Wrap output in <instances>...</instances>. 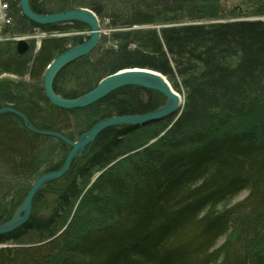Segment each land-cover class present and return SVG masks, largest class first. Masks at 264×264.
Returning a JSON list of instances; mask_svg holds the SVG:
<instances>
[{
    "label": "trees",
    "instance_id": "trees-1",
    "mask_svg": "<svg viewBox=\"0 0 264 264\" xmlns=\"http://www.w3.org/2000/svg\"><path fill=\"white\" fill-rule=\"evenodd\" d=\"M137 1L140 7L124 12L118 8L108 15L115 45L102 50L97 46L65 66L54 89L75 98L120 69L151 68L175 88L176 79H181L186 98L180 116L143 128L120 125L102 131L82 160L74 161L66 175L36 195L33 205L46 188L59 191L55 216L32 214L23 226L0 235V245H7L0 247V264H264V19L200 23L222 16L223 0ZM254 2L256 15L264 16V0ZM30 4L42 14L87 7L104 16L98 0ZM13 6L16 33L35 29L61 33L86 26L79 21L40 25L22 14L20 0ZM69 42L66 36H49L37 52L32 45L25 54H19L14 43H5L13 47L0 50V74L22 79L0 78V108L12 106L33 126L76 139L103 118L147 113L163 103L160 92L128 85L86 108L53 105L45 96L43 77ZM139 132L145 134L138 142L129 137ZM51 142L61 158L47 171L63 165L68 146L27 129L14 113L0 114V163L13 174L38 172L42 149ZM108 165L112 168L99 177L105 185L95 181L87 196L88 201L94 197L96 205L111 198L95 191L104 192L105 187L113 194L109 208L98 212L107 217L92 215L78 238L69 239L68 231L82 217L84 203L90 207L87 212L95 208L84 201L72 228L56 236L81 194V185L73 178L85 179L95 168ZM28 190L23 189L21 200ZM244 190L249 191L244 199L228 204ZM0 214V224L12 216L8 208Z\"/></svg>",
    "mask_w": 264,
    "mask_h": 264
},
{
    "label": "water",
    "instance_id": "water-1",
    "mask_svg": "<svg viewBox=\"0 0 264 264\" xmlns=\"http://www.w3.org/2000/svg\"><path fill=\"white\" fill-rule=\"evenodd\" d=\"M20 8L22 14L27 19L40 25L79 21L87 24L90 28V36L87 40L71 46L58 54L50 62L45 71L43 88L46 98L53 105L68 110L89 107L101 101L112 91L128 85H135L158 91L169 100V103L147 113L114 115L103 118L96 122L90 129L83 132L77 140L70 139L59 131L39 129L33 126L28 117L22 111L14 107L7 106L0 108V114L10 112L21 117L27 129L41 135L61 139L71 147L61 168L48 171L39 176L29 189L25 199L19 205L14 215L8 221L0 224V235L13 232L30 219L33 201L44 185L52 180L63 177L71 169L74 160L82 156L85 148L91 146L102 131L109 127L119 125L143 126L166 118H174L176 120L175 116L181 108L180 96L176 95L172 88L173 86L168 83L169 80L167 81V77L161 72L151 68L133 67L120 69L104 77L97 86L80 97L66 98L58 94L54 89V82L58 73L73 61L90 54L98 46L101 39L99 17L95 11L87 7L73 8L48 14L37 13L32 9L30 0H20ZM259 19L260 18H256V20ZM30 47L31 45L28 41L20 40L16 45V51L19 54H25L30 50Z\"/></svg>",
    "mask_w": 264,
    "mask_h": 264
},
{
    "label": "rangeland",
    "instance_id": "rangeland-1",
    "mask_svg": "<svg viewBox=\"0 0 264 264\" xmlns=\"http://www.w3.org/2000/svg\"><path fill=\"white\" fill-rule=\"evenodd\" d=\"M98 1H99V3H101L102 6H104V9H103L104 16L102 18H100L98 16L99 20H100V29H101V39H100V42L98 44V49L100 48L102 50L104 48L115 45L114 40H112L110 37L112 32L115 30V28H114V26L111 25V19L108 18V15L110 13H113V11H115V10L117 11L118 8H120L122 10L121 12H124L125 9L133 10L135 8V5L140 7V2H138L137 0H98ZM223 9L224 10L222 12V16H220L218 19L203 20V21H200V23H219V22H227V21H230L233 19L240 20V19H245V18L246 19L244 21H253V20H256V18H260V19L264 18L262 16L256 15V4H255L254 0H223ZM66 26H69V24H67ZM138 27L147 28L150 26H147V25L138 26L137 25L136 28H138ZM37 30H39V29H35L32 32H28V34H30V35L31 34H37L39 32ZM55 36H66L70 41L68 44V48H69L70 46L76 45V43L73 42V39L76 37H82L83 41L88 39L90 36V28L86 24V26L81 30L68 29L67 31L61 32ZM104 37H107V39H106V42H104L102 44V39ZM35 43H36L35 40H33V39L30 40V44H31V46L33 45L34 48H35ZM11 47H13V46L12 45H5V44L0 45V50L5 52L7 49H9ZM30 49H31V47H30ZM34 52H35V50H34ZM0 78L8 79V80H10V79L20 80V79H22L21 77H17L13 74H10V73H2V74H0ZM24 79L28 82L34 83L33 81H29V78L26 76ZM176 81L178 82L179 86H178V88H175V87L174 88L177 91L181 92L182 96L185 97L186 88L182 84L181 79L177 78ZM170 82L174 86V82H172V81H170ZM162 101H163V103H160L157 106V108H159L165 104L166 97L164 95H163ZM184 105H185V98H184ZM78 117H82V116H78ZM167 119H169V118L163 119V120H161V122L164 120H167ZM81 120H82V118H81ZM152 123H154V122H152ZM149 124H151V123H149ZM147 125L148 124L143 125V126H138V127L143 128V127H146ZM143 134H145V133L139 132L137 134H131L129 137H135V142H138L142 138ZM162 134H164V132ZM127 137H128V135H127ZM45 144H46V142H45ZM89 148H90V146L85 148L83 155L88 153ZM58 152H59L58 146L54 142H51V144H49V145L47 144L46 147L42 149V155L40 157V160H38L39 161L38 165H37L38 166V168H37L38 172H36L34 174H30V175H24V173L23 172L20 173V171L14 173L15 174L14 175L12 173V170L10 167H7V166L3 165L2 163H0V211H5V208H8V210H10L12 212V216L14 215V213L17 210V208L19 207V205L23 202V200H21V198H22L21 192L23 191V189H25V187H28L30 189L31 186L35 183V181L38 179L39 176L48 172L47 166L61 158V156H58V154H57ZM123 157H120L118 160L122 159ZM81 158L82 157L80 156L79 158H76L74 161L82 160ZM111 165H108L106 168H101V169L95 168L93 170L92 174L90 176H87L85 179H81L78 177L73 178V180L77 179L78 183H80L81 194L74 201L75 205L73 207L72 213H71L70 217L66 220L64 227L56 230L58 232V234L56 236L59 235L61 237V233L63 232V230L66 229V232H67V229L72 228L73 223L75 222L76 214H77L78 210L82 207L84 201L89 203V205H95V202H96L95 198L90 197L91 200L88 201L87 196H88V194H90V192L92 190V184L95 181H97V183L101 182V185H105V183L103 182V179H101L99 177L101 176V174L106 169H111L112 168ZM67 181L68 182L70 181V180H68V176L66 177V182ZM58 186H59L58 184L52 185V187L54 189L58 188ZM44 191L45 192H44V195L42 196V199H40L39 201H36V203L33 205L32 214H35L37 217H50L52 214H53V216H55V212H54L55 207H56L55 201H56V195L59 193V191L57 190V194L55 191H54V193L49 192L47 190V188ZM95 193L99 194V195L100 194L105 195L107 193L106 197H110L111 199H108L106 201V204L98 202L95 205L94 210H92L91 212H87L90 210V207L88 206L86 208V206L88 204L84 203L83 210L79 211V212H82V217H79V219L75 222L73 228L70 230L71 232L68 231L67 235H68L69 239L75 240L78 238V234L82 233L83 228L86 227V222L91 217H93L92 215H95V218H97V219L107 217V215L106 216L99 215L98 212L101 210V208H109L108 206H110L111 202L114 200L112 198L113 194L111 192L108 193V191L106 190L105 187H104V192L95 191ZM248 193H249V191H247V190L242 191L239 195H237L231 201H228V204L232 205L235 202H238V201L244 199L248 195ZM32 214H31V216H32ZM60 215L61 214H59V213L57 214V216H59V218L61 217ZM59 218L55 217L56 220H58ZM61 220H62V218L60 219V221ZM54 229H56V228L54 227ZM64 233H65V231H64ZM225 238H226L225 236L221 237L218 244L222 243L225 240Z\"/></svg>",
    "mask_w": 264,
    "mask_h": 264
},
{
    "label": "built area",
    "instance_id": "built-area-1",
    "mask_svg": "<svg viewBox=\"0 0 264 264\" xmlns=\"http://www.w3.org/2000/svg\"><path fill=\"white\" fill-rule=\"evenodd\" d=\"M17 0H0V44L17 42L22 39L35 40L36 48L41 45L43 38L53 34L39 31L37 34H18L13 32L16 10L13 3Z\"/></svg>",
    "mask_w": 264,
    "mask_h": 264
},
{
    "label": "bare ground",
    "instance_id": "bare-ground-1",
    "mask_svg": "<svg viewBox=\"0 0 264 264\" xmlns=\"http://www.w3.org/2000/svg\"><path fill=\"white\" fill-rule=\"evenodd\" d=\"M230 21H239V20H235V19H233V20H230ZM54 34H59V33H54ZM14 45V47H15V49H16V45L15 44H13ZM167 79V81L169 80L168 78H166ZM168 83H170L171 84V82L170 81H168ZM171 86H173L172 84H171ZM173 88V90H174V92L176 93V95H178V96H180V106H181V108H180V111L178 112V114L175 116V118L177 119L180 115H179V113L180 112H182V109L184 108V98H186V95H185V97L184 96H182V94H181V92H179V91H177L176 89H174V87H172ZM166 103H169V100L168 99H166V102H165V104ZM181 114V113H180ZM179 115V116H178ZM178 116V117H177ZM174 119V118H173ZM69 153V152H68ZM61 168V167H60Z\"/></svg>",
    "mask_w": 264,
    "mask_h": 264
},
{
    "label": "flooded vegetation",
    "instance_id": "flooded-vegetation-1",
    "mask_svg": "<svg viewBox=\"0 0 264 264\" xmlns=\"http://www.w3.org/2000/svg\"><path fill=\"white\" fill-rule=\"evenodd\" d=\"M94 50H95V49H94ZM88 92H89V91H88ZM86 93H87V92H86ZM86 93H84V94H86ZM84 94H82V95H84ZM82 95H81V96H82ZM78 97H80V96H78ZM75 98H76V97H75ZM85 108H86V107H85ZM78 109H79V108H78ZM71 110H72V109H71ZM119 126H120V125H119ZM53 131H54V130H53ZM59 132H60V131H59ZM84 132H85V131H84ZM61 133H62V132H61ZM63 134H64V133H63ZM64 135H65V134H64ZM80 135H81V134H80ZM80 135H79V136H80ZM79 136H78L76 139H73V140H77V139L79 138ZM50 137H52V136H50ZM67 137H68V136H67ZM54 138H55V137H54ZM69 138H70V137H69ZM57 139H58V138H57ZM70 139H71V138H70ZM60 140H61V139H60ZM63 142H64V141H63ZM64 143H65V142H64ZM65 144L68 146V148H69V150H70V146H69L67 143H65ZM68 152H69V151H68ZM83 153H84V152H83ZM81 157H83V154H82ZM67 173H68V172H67ZM67 173H66V174H67ZM66 174H65V175H66ZM43 188H44V187H43ZM43 188H42V189H43Z\"/></svg>",
    "mask_w": 264,
    "mask_h": 264
}]
</instances>
